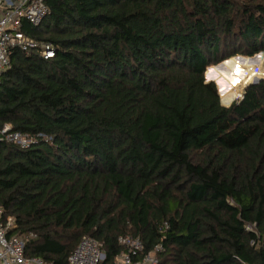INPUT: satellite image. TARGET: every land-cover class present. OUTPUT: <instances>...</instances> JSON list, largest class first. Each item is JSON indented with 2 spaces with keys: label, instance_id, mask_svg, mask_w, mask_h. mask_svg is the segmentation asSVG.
<instances>
[{
  "label": "trees",
  "instance_id": "16d2710c",
  "mask_svg": "<svg viewBox=\"0 0 264 264\" xmlns=\"http://www.w3.org/2000/svg\"><path fill=\"white\" fill-rule=\"evenodd\" d=\"M47 3L23 30L55 56L14 48L0 76V127L31 139L0 138L27 255L69 264L88 235L116 264L130 236L158 264H264V80L227 106L205 78L264 54V0Z\"/></svg>",
  "mask_w": 264,
  "mask_h": 264
},
{
  "label": "built area",
  "instance_id": "2783aa9c",
  "mask_svg": "<svg viewBox=\"0 0 264 264\" xmlns=\"http://www.w3.org/2000/svg\"><path fill=\"white\" fill-rule=\"evenodd\" d=\"M48 13L47 0H0V76L9 65L14 48L26 52L37 50L45 58L55 56L50 43L37 40L23 30L24 21L39 25ZM0 138L23 147L31 142L26 134L14 131L12 124L8 122L0 127ZM15 226V218L0 207V264H54L40 256L27 255L26 238L13 232ZM120 242L127 250L119 255L116 264H158L157 250L161 246L142 256L143 245L139 238L121 237ZM104 259L101 243L88 235L81 238L68 256L69 264H102Z\"/></svg>",
  "mask_w": 264,
  "mask_h": 264
},
{
  "label": "water",
  "instance_id": "95a60500",
  "mask_svg": "<svg viewBox=\"0 0 264 264\" xmlns=\"http://www.w3.org/2000/svg\"><path fill=\"white\" fill-rule=\"evenodd\" d=\"M262 52H259V53H256L254 54L253 56H249L248 58L243 56V55H235L233 57H230V58H227L219 63H217L215 66H208L207 69H206V72H205V78L207 81H214L217 85V88H218V91L220 93V87L218 85V83L213 79V78H208L207 77V73H208V70L209 69H215V68H218V69H222L223 71L229 73V77L232 76V79L234 81V83L236 82H241V81H244L242 85H240L237 89H236V92L240 95L239 97L236 95V92L234 90H231L232 88V85L225 80V89L226 91H229L228 94L226 95V98H223L222 96H220V100L221 102H224L225 105L229 106L231 105L233 102L237 101H241L244 97V94H245V90L247 88V86H249L250 84H253V83H258L259 81L261 80H264V76H259V77H255L254 80L252 81H246V79H244L245 77V73L244 71L242 70V68L239 67V64L237 62V60L241 61V62H246V60H249V61H252V62H261V56H262ZM228 64H233L235 65L234 69L236 70H239L242 75V77H238L237 75H233L232 74V71L230 70V68L227 66ZM217 76V74H214ZM223 79H219V82L222 81ZM227 103V104H226Z\"/></svg>",
  "mask_w": 264,
  "mask_h": 264
},
{
  "label": "rangeland",
  "instance_id": "374dc122",
  "mask_svg": "<svg viewBox=\"0 0 264 264\" xmlns=\"http://www.w3.org/2000/svg\"><path fill=\"white\" fill-rule=\"evenodd\" d=\"M50 51H52V50H50ZM243 56H245V55H243ZM245 57H249V56H245ZM261 62H259V61H257V62H252V61H249V60H246V62H241V61H239L238 60V63H239V65H240V67L242 68V70L244 71V72H247V76H245L244 77V79H246V81H252V80H254V78L255 77H259V76H264V54H262V56H261ZM216 64H211V65H209V66H215ZM235 75H237L238 77H242V75H241V73H240V71L239 70H236L235 69ZM207 77L208 78H210L209 76H208V74H207ZM214 79V78H213ZM217 83H218V81L216 80V79H214ZM243 82L244 81H241V82H237L238 84L239 83H242L243 84ZM218 85H219V87H220V84L218 83ZM228 93H225L224 94V98H226V95H227ZM219 95L220 96H222L223 97V94L221 93V90H220V93H219ZM240 95H238V97H239ZM222 104H224L225 105V103H223V102H221Z\"/></svg>",
  "mask_w": 264,
  "mask_h": 264
},
{
  "label": "crops",
  "instance_id": "0c3cea01",
  "mask_svg": "<svg viewBox=\"0 0 264 264\" xmlns=\"http://www.w3.org/2000/svg\"><path fill=\"white\" fill-rule=\"evenodd\" d=\"M224 103V102H223ZM227 104V103H226Z\"/></svg>",
  "mask_w": 264,
  "mask_h": 264
}]
</instances>
